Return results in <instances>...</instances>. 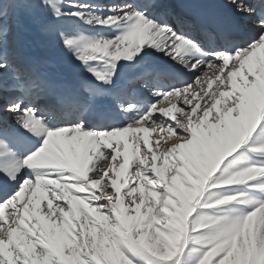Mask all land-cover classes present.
Masks as SVG:
<instances>
[{
	"label": "snow or ice",
	"instance_id": "1",
	"mask_svg": "<svg viewBox=\"0 0 264 264\" xmlns=\"http://www.w3.org/2000/svg\"><path fill=\"white\" fill-rule=\"evenodd\" d=\"M0 264H264V0H0Z\"/></svg>",
	"mask_w": 264,
	"mask_h": 264
}]
</instances>
